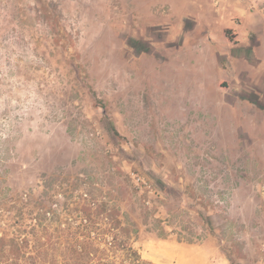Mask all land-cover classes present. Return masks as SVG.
I'll return each mask as SVG.
<instances>
[{"label": "rangeland", "instance_id": "rangeland-1", "mask_svg": "<svg viewBox=\"0 0 264 264\" xmlns=\"http://www.w3.org/2000/svg\"><path fill=\"white\" fill-rule=\"evenodd\" d=\"M3 192L117 206L151 264H264V0H0Z\"/></svg>", "mask_w": 264, "mask_h": 264}, {"label": "trees", "instance_id": "trees-1", "mask_svg": "<svg viewBox=\"0 0 264 264\" xmlns=\"http://www.w3.org/2000/svg\"><path fill=\"white\" fill-rule=\"evenodd\" d=\"M72 204L51 210L30 194L1 193L0 264H151L117 206L88 193Z\"/></svg>", "mask_w": 264, "mask_h": 264}, {"label": "crops", "instance_id": "crops-1", "mask_svg": "<svg viewBox=\"0 0 264 264\" xmlns=\"http://www.w3.org/2000/svg\"><path fill=\"white\" fill-rule=\"evenodd\" d=\"M232 42V41H231Z\"/></svg>", "mask_w": 264, "mask_h": 264}]
</instances>
